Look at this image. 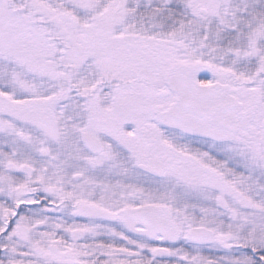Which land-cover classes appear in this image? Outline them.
Returning <instances> with one entry per match:
<instances>
[{"label":"snow or ice","instance_id":"1","mask_svg":"<svg viewBox=\"0 0 264 264\" xmlns=\"http://www.w3.org/2000/svg\"><path fill=\"white\" fill-rule=\"evenodd\" d=\"M0 264H264V0H0Z\"/></svg>","mask_w":264,"mask_h":264}]
</instances>
